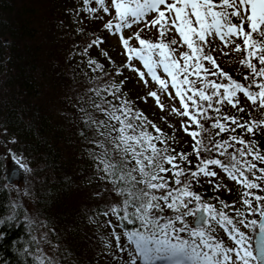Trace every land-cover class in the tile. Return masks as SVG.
<instances>
[{"label":"snow or ice","instance_id":"1","mask_svg":"<svg viewBox=\"0 0 264 264\" xmlns=\"http://www.w3.org/2000/svg\"><path fill=\"white\" fill-rule=\"evenodd\" d=\"M113 10L115 16L104 28L119 36L127 55L115 75L127 68L145 86L149 84L146 77L150 78L157 87L148 97L161 111L167 110L163 96L178 98L180 107L173 104L169 114L187 118L181 120V128L193 145L191 153L176 152L171 147L175 134L164 133L135 107L122 92L125 81L117 84L112 79L88 89L99 98V102L89 98L91 107L104 119L81 109L86 130L80 134L87 139V132L93 133L89 156L102 173L99 178L111 184L110 191L119 201L97 213L106 218L101 226L111 229L107 237H100L106 254L116 264H264V195L257 194L264 192V167L260 166L264 151L256 140L243 138L244 134L254 136L264 120L249 114L250 119L241 122V117L224 111L227 106L245 111L240 94L254 108L264 109V0H83L75 13L102 19L98 12L111 15ZM134 26L138 30L126 38L124 32ZM153 30L155 37L145 35ZM102 43L101 37L92 39L84 53ZM217 51L223 56L240 55L243 82L220 67L213 55ZM101 55L108 56L107 52ZM88 64L103 71L94 59L89 58ZM213 129L218 130L215 135ZM237 129L241 135L235 134ZM224 133L227 138L217 139ZM23 161V156L8 149L0 155V169L17 165L29 170ZM216 169L243 189V210L235 201L230 204L219 197L216 203L205 201L195 191L203 186L201 181L213 191H231ZM45 242L50 243L47 234ZM33 264H59V259L38 249Z\"/></svg>","mask_w":264,"mask_h":264},{"label":"trees","instance_id":"2","mask_svg":"<svg viewBox=\"0 0 264 264\" xmlns=\"http://www.w3.org/2000/svg\"><path fill=\"white\" fill-rule=\"evenodd\" d=\"M73 5V10H68L73 13H69L54 0H0L1 143L23 156V162L32 168L31 176L33 179L37 177L32 184L33 217L35 222L41 226L44 223L50 229L49 237L58 246L57 253L53 255L59 259V264H113L112 257L106 254L107 249L101 248L104 242L100 239L107 237L111 229L101 226L106 223V218L97 213L106 205L119 201L110 191L111 184L99 178L102 173L96 171L89 156V149H94V145L88 142L93 133L87 132V139L80 134L86 130L81 109L97 119H104L91 107L89 98L96 102L99 98L88 89L103 86L112 79L117 84L125 81L122 92L134 102L135 107L164 133L169 136L175 134V143L171 147L176 152L191 153L192 145L189 140H183L182 133L171 130L172 123L168 118L160 116L136 93L131 94L130 82L122 75H115L118 64L101 55L100 51L105 48L106 36L102 33L105 29L91 23L92 19H84L83 11L76 15L75 10L82 8L83 3ZM78 22L82 24L78 25ZM59 28L65 30L59 31ZM77 29H82V33ZM156 35L153 31L150 33L151 37ZM96 37H101L104 43L99 47L92 46L86 54L90 53L89 58L102 64L103 71L94 70V66L88 64L89 59L83 57L85 47ZM213 55L225 72L243 82L245 69L238 63L239 54L223 56L217 51ZM76 56L87 63L76 61ZM107 98L111 99V96ZM240 100V106L245 109L243 113L231 106L225 107L224 111L241 117V122L249 120V114L252 119L264 120L259 115L255 116L256 110L260 113L264 109L254 108L252 104L248 108L242 105L241 96ZM216 131L212 130L213 135ZM235 134L241 135L242 130L237 129ZM227 135L221 134L217 139H225ZM243 138L256 140L264 151L261 129L254 136L244 134ZM190 159L196 162L195 155ZM216 171L220 181L231 191H213L203 181V186H196L195 191L203 194L205 201L211 199L216 203L215 198L219 197L230 204L235 201L236 207L243 210V189L236 187V183L229 184L227 176L219 169ZM257 194L264 195V192ZM26 216L25 206L14 204L5 169H0V264H33V251L37 248L34 229L40 224L31 226ZM108 219L116 223L115 218ZM221 236H224L222 232ZM95 248L97 252H94Z\"/></svg>","mask_w":264,"mask_h":264},{"label":"rangeland","instance_id":"3","mask_svg":"<svg viewBox=\"0 0 264 264\" xmlns=\"http://www.w3.org/2000/svg\"><path fill=\"white\" fill-rule=\"evenodd\" d=\"M54 1L56 2V4L60 8H62L63 10H66V11L73 10V9H71L73 3L74 4L77 3V4H80V5H82V3H83V0H54ZM94 5L95 4H92L91 6L93 7ZM96 7H97V5H96ZM68 12L69 13H73L71 11H68ZM82 15L84 16V19L85 18L92 19L91 23L97 24L99 27L102 26V27H100V29H102V28H104V24L107 23L110 19H112V17L115 16V12L113 10L111 12V15L105 14L102 11L98 12L97 15L101 16L102 19H96V18L87 17L85 12L82 13ZM88 16H89V14H88ZM77 24L81 25L82 23L78 22ZM139 27H143V25H140ZM63 30H65V29L64 28H62V29L59 28V31H63ZM137 30H138V28L136 26H134L132 29L126 30L124 32V36L127 38V37L131 36ZM153 32H155V30H153ZM102 33H103V35L106 36V41L104 43L105 48L102 49L100 52L101 53L102 52H107V54H108L107 58H109V57L112 58L113 62L115 64H118V67L124 65L126 63V60H127V55H126L125 50H124V48L122 46V43H121V41L119 39V36L110 34L106 29L104 31H102ZM145 35L146 36H150V33H146ZM132 43L136 44L135 41H132ZM89 55H90V53L88 55L84 54L83 57H85L88 60L89 59ZM75 60L76 61H81L82 60L83 62L87 63L83 59L80 60L79 56H76ZM134 63L136 64V67L141 68V70H143L142 65L139 62H134ZM109 65H111V64H109ZM120 76H118V78H120ZM122 77L130 82L131 94H135L136 93L137 95H139L140 99H142L144 97H148V93L150 91L156 89V87H157V85L155 83L151 82L150 78H148V77H146V79H149V84H148V86H145V84L138 78V75L135 72L129 71L127 68L123 69ZM130 78L133 79L134 81H132ZM1 83H2V80L0 79V84ZM169 91L173 92V96L175 95L174 91L171 88L169 89ZM240 96H241V99H242V105H244V106L249 108L251 103L245 97H243V94H240ZM142 100L147 105L151 106L156 111H158V114L160 116L163 115L165 118H168L169 119V123H172L171 130H173V131L177 130L178 132L182 133L184 135L183 136V140L185 142H187L189 140L191 145H193V140L190 137V135L186 134L181 128V120L183 119V120L187 121V118L186 117L182 118V117L177 116L175 114H171V115L169 114L170 108H171V106L173 104H175V106L178 107V108L180 107L178 98L173 101V100H170L167 96H163L161 98V100H162V103L165 104L166 107H167V110H165V111H161V109L157 106L156 101L153 98H151V97H148L147 100H144V99H142ZM255 114H256L255 115L256 117L259 115L260 119H264V111H260V113H259V110H256ZM261 130H262V132L264 134V127H262ZM1 136H2V132L0 131V154H4V153L7 152L8 147H4L3 144L1 143V141H2V137ZM183 140H181V141L183 142ZM28 169L29 170H28V173H27V180L25 182H21L19 184H8V183L7 184L11 187V193H12V197L14 198V204L15 205H19V204L22 203L25 206L26 212H27V216H26L27 220L32 226L34 224L39 223L38 221L35 222L34 217H33L34 200H33V197H32V187H33L32 184L36 181L35 179L37 177L35 176L34 179H33V176H31L32 168L28 167ZM219 172H222V171H219ZM229 181H230L229 184H235L234 181H231V180H229ZM236 187L242 189L239 185H237ZM249 218L250 219L251 218L259 219V217H249ZM189 219L191 220V217ZM34 230H36L35 231V233H36L35 235L37 237V239H36L37 248L35 249V251H33L34 254L37 253L38 249H42L46 254H48L50 256H54L53 254L57 253L56 250L58 249V246L49 237L50 229L46 228L45 224L43 223L42 226L40 224L39 227H37ZM242 230H244V229H242ZM45 234H47V238H49V240H47V241H49L50 243L45 242ZM224 239L227 241V237L226 236L224 237ZM123 243H124V240H123L122 244ZM53 245L56 246L55 250H53V247H52ZM101 248H103V250H104V243L101 244ZM94 252H97L96 248H95ZM102 253H104V251L99 253V255L102 254ZM113 262H114L113 264H116L115 261H113Z\"/></svg>","mask_w":264,"mask_h":264},{"label":"water","instance_id":"4","mask_svg":"<svg viewBox=\"0 0 264 264\" xmlns=\"http://www.w3.org/2000/svg\"><path fill=\"white\" fill-rule=\"evenodd\" d=\"M27 173L28 170L21 169L17 165H9L5 169V178L8 184H19L27 180Z\"/></svg>","mask_w":264,"mask_h":264}]
</instances>
